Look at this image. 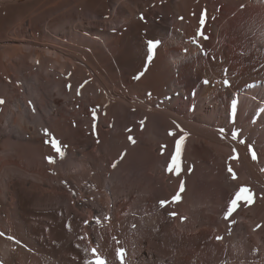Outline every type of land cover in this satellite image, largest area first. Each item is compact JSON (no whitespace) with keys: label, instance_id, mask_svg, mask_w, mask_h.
Here are the masks:
<instances>
[{"label":"rangeland","instance_id":"obj_1","mask_svg":"<svg viewBox=\"0 0 264 264\" xmlns=\"http://www.w3.org/2000/svg\"><path fill=\"white\" fill-rule=\"evenodd\" d=\"M91 1L0 0V4L3 3L0 7V97L5 100L0 105V176L3 179L7 177L5 168L12 175L18 174L19 178L11 184L15 195L18 196L17 191L21 195L17 197L22 206L20 214L37 228L26 232L43 244L46 232L51 229L50 226L45 227L52 224L54 228L55 221H61L73 241L70 240L69 247L83 254L81 258L71 249L73 253L68 251L73 262L79 264L81 261L86 264L95 262L94 248L106 264L114 263V260L120 264L117 249L125 244L120 236L123 228L131 230L129 234L136 232L135 228L139 229L138 237L132 239L131 244L134 254L138 252L135 250L142 249L143 254L138 256L137 253L138 258L135 259L140 264L150 260L155 264H179L176 261L182 254L184 257L190 254L191 257L196 244L200 246L196 247L199 252L216 245L220 248L228 237L232 241L226 245V253L242 248L256 232L248 220L252 214L248 204L242 203L243 198L251 195L254 199L258 194L255 184L245 174L239 156L230 158L239 154L235 146L240 140H245L244 144H251L259 156L256 165L260 167L264 163L261 155L264 148V48L260 41L254 46L255 40L264 42V35H252L248 44L231 42L230 27H222L220 38H224L231 48L229 62L235 63L237 68L231 72V67L224 70L222 66L225 61L218 53V36L215 28L210 26L224 23L221 18L224 15L227 21L232 22L248 8V4L234 5L233 11L227 15V12H222V5L227 0H207L215 4L218 12L212 15L207 9V14L213 17L212 22V17L207 15L205 24L201 26V15L205 9L199 13L192 0H188L185 7H178L179 12L168 7V0H127L136 8L135 15H129L128 20L123 19L127 12L119 7L116 0H94L95 7L91 6ZM141 14L144 19H141ZM240 17L245 18L243 15ZM246 20L238 22L243 25ZM201 27L207 39L197 35ZM193 37L202 47L193 42ZM29 38L35 40L29 41ZM173 38H177L179 43H172L170 40ZM153 39L160 40L161 44L149 63L147 41ZM34 43L31 48L16 47ZM13 45L18 50L12 49ZM43 47L63 57L45 55ZM250 48L255 52L252 53ZM159 49L164 56L161 62L156 60ZM34 51L42 55L32 61L31 57H36ZM4 52L10 54L4 55ZM201 63L209 66L212 75L207 79L199 72ZM140 72L144 75L135 79ZM216 73L219 77L214 76ZM206 86L217 91L210 93L209 97L204 96L201 90ZM234 101H238L235 114L231 107ZM45 128L61 142L65 153L68 152L63 159L46 142L49 138L42 131ZM221 129L225 131L222 133ZM237 129L240 136L234 139L232 132ZM184 133L187 136L180 144V169L169 171L177 143ZM129 136L135 143L129 140ZM125 152L124 160L113 168L112 164ZM50 155L56 160L59 158L55 164L48 162ZM148 159L156 166L147 165ZM229 164L236 173L235 179L228 171ZM199 166H202L197 174L202 200L214 198L216 188L212 181L215 178L223 176L229 182L240 181L226 197L224 194L225 204H219L218 213L213 212L210 202L205 204L204 214L214 216L218 224H221V219L226 220L224 213L228 202L241 187L247 188L249 183L253 190L241 197V207L233 214L235 224L230 223L233 217H229L225 227L221 226V235L217 234L215 227L202 226L207 232L197 243L192 228L195 224L186 217V210L199 204L193 189V175ZM42 180L46 181L44 187L40 183ZM181 183L183 191H180ZM203 183L206 186L201 185ZM177 194L180 199L173 200ZM161 201L167 203L162 206ZM88 208H92V213ZM152 214L158 215L157 225L140 231L141 221ZM149 228L156 235L146 236ZM213 232L216 234L214 238ZM141 235L148 239L142 247L138 244ZM49 239L45 245H61L58 235L54 234V239ZM103 239L111 253L108 256L103 252ZM155 243L165 250L159 253L172 254L173 257L167 256L164 261L157 258L158 252L155 254L151 248ZM252 244L257 250L250 249L248 257L258 255L263 246L257 239L250 242V247ZM124 246L122 248L126 251L130 249ZM178 249L179 256L175 261L173 253ZM129 251L126 255L130 256L131 249ZM263 256L264 253L257 260H247L242 264H261ZM193 257V264H203L198 257L195 259L199 262ZM224 258L229 264L236 263L234 257L229 260L230 257L223 254ZM124 261V264H130L126 258Z\"/></svg>","mask_w":264,"mask_h":264},{"label":"bare ground","instance_id":"obj_2","mask_svg":"<svg viewBox=\"0 0 264 264\" xmlns=\"http://www.w3.org/2000/svg\"><path fill=\"white\" fill-rule=\"evenodd\" d=\"M169 2H166V3H169L168 7L170 9H174L176 10L178 7L180 9V7H185L186 3L188 0H173L172 2L170 0H168ZM194 6H196L195 9H197L199 11V13H201V10L203 9H209V13L210 14H214L216 9H215V4L214 3H211V2H207V0H192ZM116 3L119 5L120 8H122V10H126L127 14L123 17L124 20H126L127 18H129V15L130 16H134L135 15V10L136 8L133 7L127 0H116ZM240 3H246L248 4V8L245 9V11H242V14L240 13L238 17H235L233 19L232 22L227 21L225 15L222 18L223 22L221 25L218 24H213V26H210V27H213L215 28V32H216V35L218 36V53H219V56L223 58V60L225 61V63L222 64V66L224 67V70H228V67H231L232 69L229 71L233 72L232 70H235L237 69L235 66V63L233 62H229L230 60V51H231V48L228 47V44H226V40L224 38H220V35H221V30H222V27H230V39H231V42H242V44H248L250 41H251V37L252 35L254 36H259L260 33H262L264 35V0H240V1H235V0H227V2L225 4L222 5V12L224 14V12H227V15L230 14L232 11H233V7L234 5H237V4H240ZM91 6L95 7V1L92 0L91 1ZM214 4V5H213ZM3 5V3L0 4V7ZM242 5V4H241ZM1 10V8H0ZM177 12L178 9L176 10ZM204 11V10H203ZM218 11H216L217 13ZM220 12V14L222 13ZM215 13V14H216ZM222 14V15H223ZM221 15V16H222ZM245 17V18H241L240 16ZM208 16H211V15H208ZM178 17V16H177ZM212 17V16H211ZM210 18V17H209ZM208 18V19H209ZM241 18V19H240ZM28 19V18H27ZM212 19L213 17L211 18V22H212ZM215 19V18H214ZM244 19H247L246 22L242 23L243 25H241V23L239 24V20L240 21H243ZM128 20V19H127ZM176 20V19H175ZM217 20V19H216ZM182 22H184V20L182 19L181 20ZM209 22V21H208ZM218 22H219V19H218ZM211 25V24H210ZM17 26V25H16ZM240 28V30H243V31H240V32H236L235 30H238ZM246 28H248L247 30H250V32H248L247 30H245ZM214 30V29H213ZM246 32V33H245ZM253 36V37H254ZM176 37V36H175ZM180 37V36H179ZM15 38V37H14ZM259 38V37H258ZM264 38V36H263ZM16 39V38H15ZM19 39V38H17ZM35 39L34 38H29V41H34ZM262 40V39H261ZM261 40H255L256 42H254V46L258 45V42H262L261 45L262 47L264 48V42L261 41ZM172 43L176 44V43H179L178 42V39L177 38H173L172 40H170ZM184 42V41H183ZM105 43V42H103ZM181 43V42H180ZM32 45V46H31ZM35 45L34 44H18L16 45V47L20 46L23 47L25 46L26 48H31ZM14 46V45H13ZM176 46V45H175ZM191 46V45H190ZM12 47V46H11ZM14 46V48L12 47V49H15V50H18V48H16ZM37 48L39 46H36ZM179 47V46H177ZM36 48V49H37ZM190 48V47H189ZM193 48V47H192ZM172 49V48H170ZM191 49V48H190ZM15 50H12L15 52ZM21 50V49H20ZM19 50V51H20ZM43 52L45 55H49V56H53V55H56L58 56L59 53L51 50L50 48L48 47H43ZM160 50V49H159ZM176 50V49H175ZM23 51H24V48H23ZM36 51V50H35ZM34 51V52H35ZM250 51L253 53L255 51H253V49L251 50L250 48ZM11 52V51H10ZM163 52V51H162ZM159 52V54L157 55V58L156 60H160L161 62V59L163 56V53ZM190 50H189V54H190ZM9 53V52H8ZM8 53H5L4 52V55L7 54L9 55ZM257 53V51H256ZM36 55L35 56H32L31 57V60L35 61V58H39L40 54L42 55V53H38V52H35L33 53ZM221 54V55H220ZM261 54V53H260ZM259 54V55H260ZM3 55V53H2ZM61 56V54L59 55ZM264 55H262L263 57ZM1 57H4V56H1ZM5 57H8V56H5ZM63 57V56H61ZM60 57V58H61ZM168 57V56H167ZM180 58V57H179ZM182 58H184L182 56ZM244 60L246 58H243ZM155 60V62H156ZM173 60V59H172ZM243 60V62H244ZM166 61V60H165ZM164 61V62H165ZM169 62V60H167ZM166 61V62H167ZM246 61V60H245ZM163 62V61H162ZM172 62V61H171ZM158 64V63H157ZM163 64V63H162ZM166 64V63H165ZM168 64H171L170 62ZM164 65V64H163ZM202 67L199 68V72L204 75V79H207L209 75H212L209 73V66H207L206 64H203L201 63ZM166 68V67H164ZM187 70V69H185ZM228 71V72H229ZM162 75H165L167 76L165 73H163ZM214 76L216 77H219V75L216 73ZM172 88V87H171ZM173 91H175L173 88H172ZM172 91V92H173ZM217 91V90H216ZM215 90H213L210 86H206V87H203V89L201 90V93L204 94V96H207L209 97L210 93H214L216 92ZM249 93V92H248ZM115 112V111H114ZM166 114L170 115L172 114L171 116L174 117L175 115L171 112H166ZM118 115V114H117ZM117 119V118H116ZM36 135V134H35ZM228 140V139H227ZM230 140V139H229ZM233 140V139H232ZM113 141V140H112ZM237 141V140H236ZM32 142V141H31ZM230 142V141H229ZM228 142V143H229ZM248 144H244V143H238L236 144L235 147H237V149L239 150V159L241 160V164L243 165V169L245 171V174L248 176V178L253 182V184H255L256 188L255 190L256 193L259 195L256 196V198L252 199V203L251 204H248L247 207L249 209V212H251L252 214V218L249 217H243L244 219L247 218L249 220V222L256 228V232H255V236H252V240H258L259 242H262L263 246H261V251L259 250V254L258 255H254L252 254L251 256L248 257L249 255V251L250 249L252 250H257L255 249V244H252L251 247H250V242L252 241L250 238H248L247 240V244L245 243V245H243L242 248H239L238 250H232L231 252H227L226 253V245H228V242L232 241L231 238H225L221 244V247L218 248V245L216 246H213L212 248H207V250L199 252L198 249L196 248L198 244H196L194 247H195V250H191V257H190V254L187 253V251H185L188 255H186L185 257L183 256V254L180 256V259L177 260V257L179 256V249L174 251L173 255H175V261L179 264H193L194 262L192 261V256H195V258H199V260L203 261V264H229V262H226V258L222 259V255L224 254V256H227V257H230L228 258L229 260L232 259L233 257L236 259V263L234 261L235 264H242V262H245L247 260H257L259 258V256H262V254L264 253V224L263 226L261 225V222H264V163L261 164L260 167H258L256 165V159L253 160L252 159V156H251V152L249 151L248 149ZM232 145V144H231ZM130 146V145H129ZM122 148V146H121ZM127 149H129L127 147ZM262 150V158L264 159V148L261 149ZM100 151V150H98ZM118 152V151H117ZM68 152H66L67 154ZM123 153V152H122ZM81 155V154H80ZM260 155V156H261ZM35 156V155H34ZM38 156V155H37ZM83 156V154H82ZM118 156V155H117ZM153 156V155H152ZM33 157V156H32ZM40 157V156H39ZM146 157V156H145ZM259 157V156H258ZM7 158V156H6ZM75 158V156H74ZM78 158V157H77ZM82 158V157H81ZM5 160V158H3ZM37 159V158H36ZM59 159V158H58ZM57 159V160H58ZM71 159V158H70ZM140 159V158H139ZM147 159V158H146ZM0 160H1V157H0ZM35 160V159H34ZM56 160V161H57ZM124 160V159H123ZM149 160V159H148ZM147 160V161H148ZM260 160V159H259ZM68 161V160H67ZM83 161V160H82ZM126 161V160H125ZM145 162L147 163V165H149L150 167H155V163L153 165V163H151L149 160L148 162ZM263 161V160H262ZM69 162V161H68ZM80 162V161H79ZM114 162V161H113ZM258 162V161H257ZM82 163V162H81ZM105 163V161H104ZM261 163V162H260ZM72 164V163H71ZM79 164V163H78ZM105 165V164H104ZM119 165V164H118ZM117 165V166H118ZM241 165V166H242ZM259 165V164H258ZM149 167V168H150ZM200 167L202 166H199L196 171L194 172V185H193V189H194V192H195V198H196V203H199L197 206H195V208H193L194 206L191 205L190 208L192 207L193 209H189L188 208H185L188 209L186 210L187 211V215L186 217L189 219H191L192 223L195 224V226H193V231H194V234H195V239L197 240V243L201 242L202 241V234L207 230L202 226H211V227H215L218 229V232L217 234L221 235V232L222 228V224H226L224 220L221 219V224L217 221V219L210 215V216H207L208 214H204V208L206 207L205 204H207V202L211 203L212 204V208H214L213 212H219V204H221L223 201H224V194H225V197L227 196V194H229V192H231L230 190L231 189H234L236 188V185L238 186L239 185V182H236V181H232V182H229V181H226V179L222 176L221 178H215L214 181H212V184L215 185V188H216V193L214 195V198L212 197L209 201H205V200H202L201 197H200V194H199V185H200V180H199V175L198 174V170H200ZM204 167V166H203ZM206 168H208V166H205ZM52 168V167H51ZM108 168V167H107ZM117 168V167H116ZM130 168V167H129ZM134 168V167H133ZM140 168V167H139ZM263 168V169H262ZM143 169H144V165H143ZM148 169V167H147ZM242 169V167H241ZM105 170V169H104ZM207 170V169H206ZM136 171V170H135ZM138 171V170H137ZM115 172H118V171H115ZM130 172V171H129ZM209 172V171H208ZM4 173L7 177H5V179H3V176L1 177L0 176V261L3 262V264H79V263H75L73 262V260L71 259V254L68 253V251H73L75 254H77L78 257H81V255L83 256L82 252L78 249H71L69 246H70V242L72 241L71 239H69V231H67V229H64L61 225V221H55L54 223V228L51 225H47L45 228H47L48 226L51 227V229L49 228L46 232V238H44L42 241L43 244H41L40 242H38L37 240L33 239L32 236L30 237L28 235V233L26 231H28L29 229L32 230V231H35L37 230V228L34 226H31V223H28L27 222V218L26 217H22V214H20V209H21V203H19V200L17 199L20 198V193L17 191V195H15V192L12 188V182L13 180L15 179H18V174H11L10 171L7 170V168L4 169ZM147 173V172H145ZM200 173V171H199ZM205 173V172H204ZM127 174V173H126ZM0 175L1 172H0ZM142 175V174H141ZM140 175V176H141ZM203 175V174H202ZM211 175V174H210ZM109 176V175H108ZM117 176V175H115ZM201 176V175H200ZM205 176V175H204ZM203 176V177H204ZM207 177V176H206ZM211 177V176H210ZM247 178V179H248ZM31 179V178H30ZM107 179V178H106ZM117 179V178H116ZM203 179V178H202ZM248 179V180H249ZM108 180V179H107ZM206 180V179H204ZM203 180V181H204ZM220 180V181H219ZM111 181L113 182L114 179L112 177ZM46 181H41L40 183L43 184V187H44V184H45ZM247 182V181H246ZM32 183V182H31ZM106 183V182H105ZM193 184V183H192ZM207 184V182H206ZM211 184V183H210ZM209 184V185H210ZM249 184V183H248ZM247 184V188L249 189L248 193L250 191L253 190V186L248 185ZM47 186L48 183L46 184ZM191 185V184H190ZM201 185H205L204 183L201 184ZM206 186V185H205ZM244 187V186H243ZM246 187V186H245ZM208 188V186H207ZM36 189V188H35ZM192 189V190H193ZM210 189V188H209ZM62 190V189H61ZM191 190V189H190ZM191 190V191H192ZM202 190V189H201ZM207 191V189H206ZM106 192V191H105ZM190 192V191H188ZM215 192V191H214ZM255 192V191H254ZM26 193V192H25ZM101 193V191H100ZM203 192H201L202 194ZM208 193V191H207ZM199 194V195H198ZM231 194V193H230ZM245 194V193H244ZM105 195V194H104ZM103 195V197H104ZM233 195V194H231ZM101 196V195H100ZM194 196V195H193ZM244 196V195H243ZM248 196V195H247ZM102 197V198H103ZM191 197V196H190ZM228 197H230L228 195ZM227 197V198H228ZM254 197V196H253ZM252 197V198H253ZM101 198V197H100ZM205 198V197H204ZM232 198V197H231ZM244 199V198H243ZM57 200V199H56ZM99 200V199H98ZM97 200V202H98ZM231 200V199H230ZM58 201V200H57ZM94 201V200H93ZM190 201V200H189ZM228 200H226V203H227ZM104 202H107L106 200ZM192 202V201H191ZM94 203V202H93ZM189 205H190V202H188ZM187 203V204H188ZM224 203V202H223ZM60 204V203H59ZM193 204V203H192ZM225 204V203H224ZM196 205V204H195ZM81 206H84V205H81ZM86 206V205H85ZM89 206V205H88ZM187 206V205H186ZM245 206V205H244ZM226 207V205H225ZM89 209V208H88ZM92 209V208H91ZM91 209L90 210V213L91 212ZM95 209V208H94ZM111 209V208H110ZM184 209V208H183ZM247 209V208H245ZM244 209V210H245ZM50 211V209H48ZM54 210V209H53ZM52 210V211H53ZM106 210V209H105ZM108 210V209H107ZM225 210V208H224ZM223 210V211H224ZM94 211V210H93ZM247 211V210H245ZM105 212V211H104ZM221 212V211H220ZM50 213V212H49ZM244 213V212H243ZM247 213V212H246ZM245 213V214H246ZM48 214V212H47ZM180 215V214H179ZM178 215V216H179ZM182 215V214H181ZM241 215V214H240ZM219 216V215H218ZM250 216V215H249ZM184 217V215L182 216ZM181 217V218H182ZM234 217V215H233ZM241 217V216H240ZM158 219V215L156 214H152L150 216L147 215V217H144V219L141 221V228H140V231L142 229H146L148 226L152 228V226L154 227L155 226V221ZM179 219V218H178ZM183 219V218H182ZM188 219V220H189ZM230 219V218H228ZM232 219V218H231ZM159 220V219H158ZM67 221V220H66ZM127 221V220H125ZM135 221V220H132V222ZM181 221V220H180ZM183 221V220H182ZM184 221H185V218H184ZM230 220H228L229 222ZM34 222V221H33ZM128 222V221H127ZM157 222V221H156ZM184 223V222H183ZM231 223V222H230ZM33 224V223H32ZM39 224V223H38ZM48 224V223H47ZM186 224V223H185ZM41 225V224H40ZM46 225V224H45ZM151 225V226H150ZM157 225V224H156ZM180 226H182L181 224H179ZM187 225V224H186ZM185 225V226H186ZM257 225H260V227H257ZM37 226V225H36ZM190 226V225H189ZM262 226V227H261ZM165 227V226H164ZM225 227V225H224ZM229 227V226H228ZM227 227V228H228ZM169 228V227H168ZM208 228V227H207ZM75 229V228H74ZM138 229V228H137ZM133 231L134 233L133 234H129V232L131 230H129L128 228H123L122 230H120L121 232V235L122 236V242H125L124 245H126V248H130L131 249V255H125L126 257V260H129L130 264H140L138 263V261H136L135 259L138 258L139 254H143L142 253V249L139 248V250H135V251H138V252H135L136 254H134V250H132V242L131 240L132 239H136L137 236V232H139L138 230ZM150 229V228H149ZM147 229L148 231H146V236L147 235H151L153 232L152 230L150 229ZM170 229V228H169ZM230 229V228H228ZM224 230V229H223ZM75 231V230H74ZM73 231V232H74ZM230 231V230H229ZM228 231V232H229ZM145 232V231H144ZM190 232V231H189ZM31 233V232H30ZM45 234V233H44ZM54 234L58 235L59 239L61 240V245L58 246V247H55L53 245H45L44 243L47 241V238L49 237L50 239L49 240H53L54 239ZM142 234V233H141ZM193 234V235H194ZM139 235V234H138ZM143 235V234H142ZM142 235L140 238H142ZM153 235H156L155 233H153ZM212 235V233L208 234ZM71 236V235H70ZM117 236V235H115ZM114 236V237H115ZM119 236V234H118ZM117 236V239H121V238H118ZM214 236H216V234H214L213 232V238ZM74 237V236H72ZM150 237V236H149ZM153 237V236H152ZM150 238V239H153V238H156V237H153V238ZM193 237V236H192ZM139 238V239H140ZM209 238V237H208ZM114 239V238H113ZM112 239V240H113ZM138 239V238H137ZM71 240V241H70ZM148 239H146L145 235H144V238L140 239L138 241V244L139 246L142 247V244ZM73 242V241H72ZM105 242V239H103V252L106 253V256H108L107 254H111L109 252V249H108V246L106 247V244L104 243ZM109 242V241H108ZM120 242V246L122 245L121 243V240H119ZM137 242V241H136ZM191 242V241H190ZM195 242V241H194ZM27 245H26V244ZM154 243V242H153ZM111 244V243H110ZM203 244V243H202ZM261 244V245H262ZM109 245V244H108ZM123 245V246H124ZM72 246V245H71ZM121 246V247H123ZM128 246V247H127ZM199 246V245H198ZM200 247V246H199ZM240 247V246H239ZM125 248V246H124ZM138 248V246H137ZM153 248V250H155V254H157V258H163V261L164 260H167V256H170L169 258H172V254H168V253H159V252H165L164 249H160L156 243L153 244V246L151 247ZM260 248V247H259ZM71 249V250H70ZM128 249V251L130 250ZM186 249V248H185ZM188 249V248H187ZM186 249V250H187ZM182 250V249H181ZM71 251V253H73ZM126 251V252H128ZM102 252V251H101ZM184 252V251H182ZM188 252H190L188 250ZM260 252H261V255H260ZM103 253V254H104ZM130 253V251L128 252ZM137 253H138V256H137ZM102 255V254H101ZM112 256V255H111ZM129 256V257H127ZM103 257V256H102ZM82 258V257H81ZM109 258V257H108ZM111 258V257H110ZM115 258V257H114ZM112 258V259H114ZM127 258H130V259H127ZM193 257V259H195ZM125 260V259H124ZM199 260L195 259L196 262H199ZM113 261V260H112ZM162 262V260H160ZM261 264H264V256L263 258H261ZM82 263L80 264H86L85 261H81ZM109 262V261H108ZM111 262V261H110ZM114 263H111V264H117V262H115V260L113 261ZM119 262V261H118ZM125 262V261H124ZM140 262V261H139ZM173 262V260H172ZM127 263V262H126ZM175 262H173L172 264H174ZM251 263V262H250ZM108 264V263H107ZM110 264V263H109ZM121 264V263H120ZM128 264V263H127ZM145 264H155L153 263V261H148V263H145ZM161 264V263H160ZM165 264H168L167 262H165ZM259 264V263H258Z\"/></svg>","mask_w":264,"mask_h":264},{"label":"snow or ice","instance_id":"obj_3","mask_svg":"<svg viewBox=\"0 0 264 264\" xmlns=\"http://www.w3.org/2000/svg\"><path fill=\"white\" fill-rule=\"evenodd\" d=\"M207 10L205 9L203 12H202V15H201V20H200V24L201 26H203L206 22V19H207ZM141 19H144L143 17V14H141ZM197 35L200 36V37H203L204 39H207V37L204 35V32L202 30V27L201 29H198L197 31ZM193 42L197 43L199 45V41L197 40L196 37H193ZM161 44V41L160 40H148L147 41V47H148V52H149V55L147 56V62H151V60L153 59L154 55H155V51L157 49V47ZM200 47H202V45H199ZM205 55H207V53H205ZM144 75V72H140L136 75V77H134L135 79H140L142 76ZM225 83H230L229 81H225ZM148 95H151V93H149ZM5 103V100L3 99V97H0V105H3ZM29 104H31V101H29ZM237 105H238V101H234L233 104H232V111H233V114H235V112L237 111ZM33 111H35V107L33 106ZM93 115H95V111H93ZM141 124L144 123V121H141L140 122ZM44 135L47 136L49 139L46 141L47 143H49L53 149L55 150V153L59 155V157L61 159H63L66 155L65 151H64V146L61 144V142L59 140L56 139V137L54 136V134L47 128L43 129L42 130ZM129 131H131V129H129ZM181 131H183V129H181ZM225 130L224 129H221V132L223 133ZM174 134V133H173ZM187 136V133H184V135L180 136L179 138V141L177 143V151H176V155L172 157V163L171 165L169 166V171H172L173 169H176V170H179L180 169V163H179V160H180V144L183 143L185 137ZM232 136L234 139L238 138L240 136V130H236V131H233L232 132ZM129 140L132 142V143H135V140L132 136H129L128 137ZM240 143H246L245 140H240ZM248 149L249 151L251 152V156H252V159L255 160L257 159V153H256V150L255 148L251 145V144H248ZM124 155H126V152L120 156L119 160H117L116 162H114L112 164V167L115 168L117 166V164L120 162V160H122L124 158ZM239 156L238 153H236L233 157H231L230 159H237ZM47 160L50 164H55L56 163V157L55 156H48L47 157ZM228 171L232 174L233 176V179L236 178V173L233 171L231 165L229 164L228 165ZM184 190V185L183 183H181L180 185V191H183ZM249 189L246 188V187H241L235 194H234V197L228 202V205L226 207V211L224 213V216H225V219L227 220L229 217H233V214L237 212V209L239 207H241V197L244 195L245 192H248ZM173 200H179L180 199V196L179 194L175 195L173 198ZM253 201H252V196L251 195H248L244 198L243 200V204H251ZM167 201H161V205L163 206L164 204H166ZM171 215H175V213H171ZM231 223L235 224L236 221L234 219V217L232 218L231 220ZM133 227H135L133 225ZM257 227H260V225H257ZM217 239H221V237H217ZM94 255H95V262L93 261H89L88 264H106V260L101 257L99 255V253L97 252V250L94 248L92 249ZM117 255L121 261V264H124V259H125V255H126V249L124 248H118L117 249ZM0 264H3L2 261H0Z\"/></svg>","mask_w":264,"mask_h":264}]
</instances>
